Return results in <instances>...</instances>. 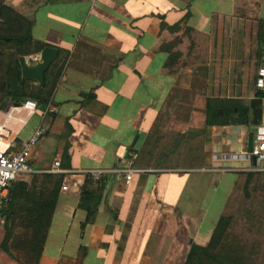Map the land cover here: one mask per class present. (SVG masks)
I'll return each mask as SVG.
<instances>
[{"label": "crops", "instance_id": "crops-1", "mask_svg": "<svg viewBox=\"0 0 264 264\" xmlns=\"http://www.w3.org/2000/svg\"><path fill=\"white\" fill-rule=\"evenodd\" d=\"M247 1L0 0L31 22L32 40L66 53L50 102L55 113L0 110V149L8 141L19 149L41 127L29 164L42 174L59 160L62 181L38 264H71L80 251V264H183L190 244L207 243L236 178L207 170L246 166L226 158L245 151L254 128L204 126L206 100L247 106L256 98L255 31L264 0L256 7ZM148 136L202 143L209 166L151 168L139 156L132 168L128 161ZM173 152L172 145L153 148L155 155ZM128 168L140 172L124 184ZM87 170L108 172L93 221L81 231ZM0 264L17 263L0 250Z\"/></svg>", "mask_w": 264, "mask_h": 264}, {"label": "trees", "instance_id": "trees-1", "mask_svg": "<svg viewBox=\"0 0 264 264\" xmlns=\"http://www.w3.org/2000/svg\"><path fill=\"white\" fill-rule=\"evenodd\" d=\"M30 27L29 20L0 3V110L31 100L36 109L42 111L51 102L60 78L66 53L57 50L55 60L43 73L41 85L20 79L17 58L36 55L47 46L32 40ZM172 56L168 57L165 67L171 66ZM254 56L258 67L264 58V20L256 22ZM254 97L264 96L255 91ZM204 116L205 128L248 126L249 111L241 100L208 99ZM167 145H172L173 153L153 154L154 147ZM139 156L143 166L151 168L209 166L202 143L179 136H148L138 155L135 154L132 168L137 167ZM66 160L64 147L61 162L65 164ZM234 174L236 178L207 243L204 246L190 244L183 264H264V172L239 171ZM61 181L60 174L42 173L32 175L27 182L21 180L11 184L9 199L2 206V210H6V222L2 226L4 234L0 250L17 264H38ZM99 184L91 187L92 181L84 178L78 202V207L85 211L81 231L93 221L100 200ZM236 226L239 232H235ZM82 255L78 252L71 264H80Z\"/></svg>", "mask_w": 264, "mask_h": 264}, {"label": "built area", "instance_id": "built-area-1", "mask_svg": "<svg viewBox=\"0 0 264 264\" xmlns=\"http://www.w3.org/2000/svg\"><path fill=\"white\" fill-rule=\"evenodd\" d=\"M253 88L256 92L261 93L264 96V65H260L255 69ZM13 106H9L8 111ZM17 107H28L31 111L36 110V105L31 100H24ZM55 107L48 103L43 111H41L42 116L51 115L55 113ZM253 137L250 151L246 153L245 151L237 154L227 156L226 159H230L233 162H246V166H230V165H219L213 166L207 170L208 172L224 174V173H236L239 171L244 172H264V125H257L253 128ZM44 135V131L41 127H37L31 137L22 144V146L17 150H11L14 147L12 141H8L4 149H0V212L4 203L5 196L7 195L10 186L13 182L21 181L25 176H30L36 172L29 164V153L30 148L35 145ZM5 139L4 135H0L1 139ZM134 158V157H133ZM220 159L217 158V160ZM224 160L225 157L223 158ZM132 161H128V165H131ZM59 160L55 159L52 161L50 168L47 173H60ZM108 171L104 170H87L83 172L84 177H87L92 181L93 184L100 182L102 176ZM140 172L139 170H133L128 168L124 170V184H128L130 180V175L132 173Z\"/></svg>", "mask_w": 264, "mask_h": 264}, {"label": "water", "instance_id": "water-1", "mask_svg": "<svg viewBox=\"0 0 264 264\" xmlns=\"http://www.w3.org/2000/svg\"><path fill=\"white\" fill-rule=\"evenodd\" d=\"M57 56V51L51 47H44L38 53L37 58L30 62H26L24 57H18L17 62L20 71L21 80H29L37 85H41L43 82V73L47 70L48 66L55 60ZM13 107H17V104H14ZM248 111L249 119L248 124L251 127L257 126L261 121V99L251 98L248 100ZM253 132L249 130L246 135L245 142V152L248 153L252 144ZM9 199V193L5 196L4 202H7ZM2 224L6 222V210H2Z\"/></svg>", "mask_w": 264, "mask_h": 264}, {"label": "rangeland", "instance_id": "rangeland-1", "mask_svg": "<svg viewBox=\"0 0 264 264\" xmlns=\"http://www.w3.org/2000/svg\"><path fill=\"white\" fill-rule=\"evenodd\" d=\"M246 2V1H245ZM247 2H249V4L250 5H253V7L255 6L256 7V4H257V2H256V0H248ZM35 56H38V54H36V55H29V56H24V58H25V60H26V62H30V61H32V60H34L35 59ZM262 64L264 65V59L262 60ZM29 176H25L24 178H23V180H26V181H28L29 180ZM240 224V223H239ZM238 224V225H239ZM240 231V229H239V227H235V232H239Z\"/></svg>", "mask_w": 264, "mask_h": 264}, {"label": "bare ground", "instance_id": "bare-ground-1", "mask_svg": "<svg viewBox=\"0 0 264 264\" xmlns=\"http://www.w3.org/2000/svg\"><path fill=\"white\" fill-rule=\"evenodd\" d=\"M24 108H27L28 110H31L30 108H28V107H24Z\"/></svg>", "mask_w": 264, "mask_h": 264}]
</instances>
